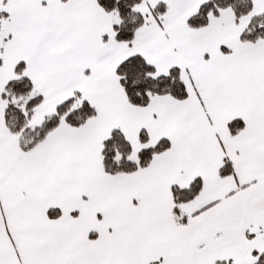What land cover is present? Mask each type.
Listing matches in <instances>:
<instances>
[{"label": "snow or ice", "instance_id": "6c2138e0", "mask_svg": "<svg viewBox=\"0 0 264 264\" xmlns=\"http://www.w3.org/2000/svg\"><path fill=\"white\" fill-rule=\"evenodd\" d=\"M0 264H264V0H0Z\"/></svg>", "mask_w": 264, "mask_h": 264}]
</instances>
